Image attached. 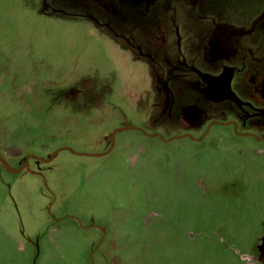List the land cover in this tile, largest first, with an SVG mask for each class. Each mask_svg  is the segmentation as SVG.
I'll use <instances>...</instances> for the list:
<instances>
[{"label":"rangeland","instance_id":"374dc122","mask_svg":"<svg viewBox=\"0 0 264 264\" xmlns=\"http://www.w3.org/2000/svg\"><path fill=\"white\" fill-rule=\"evenodd\" d=\"M257 109L264 0H0V155L71 148L0 162V264H264Z\"/></svg>","mask_w":264,"mask_h":264},{"label":"flooded vegetation","instance_id":"af4514ba","mask_svg":"<svg viewBox=\"0 0 264 264\" xmlns=\"http://www.w3.org/2000/svg\"><path fill=\"white\" fill-rule=\"evenodd\" d=\"M216 26H217V28L220 30L221 29V31L223 30L224 31V33L226 32V34L225 35H222V34H215L216 33ZM223 33V34H224ZM218 35V36H217ZM233 36H235V33L233 32V28L230 26V25H227V24H215V27H214V33H213V35H212V38H211V40L214 38V40L216 39V41H211V44H210V47H211V50H212V53H213V44L212 43H221L222 44V46L224 45V44H226V42H227V37H233ZM223 40V41H222ZM225 46V45H224ZM223 46V47H224ZM225 49L224 50H228V48H226V47H224ZM237 52V51H236ZM236 52H234L235 54L232 56V57H229L230 58V61L232 60V59H234L235 60V58H237V57H240V55H239V53H236ZM222 54V53H221ZM223 55V54H222ZM216 57V59H218V60H220L221 59V57L220 56H215ZM234 60L233 61H231V62H234ZM227 61V60H226ZM237 61V60H236ZM228 64L230 65V63L228 62ZM229 65H223L220 69L221 70H224L225 68H227V67H230V69H236L235 67L236 66H234V67H231V66H229ZM231 65H234L233 63H231ZM222 88H225V87H223L222 86ZM225 91V90H224ZM258 110V112H260V114L262 115V116H264V109H257ZM216 120H213V121H211L210 122V124L212 123V122H214V123H212V125L213 124H222V125H228V124H234V129H235V131H237V128H238V123L236 122V121H227V122H222V123H217V122H215ZM209 124V125H210ZM238 135H240V134H238ZM240 136H253V134L252 133H250V132H247V133H242V135H240ZM264 138V137H263ZM263 138H259V139H263Z\"/></svg>","mask_w":264,"mask_h":264},{"label":"water","instance_id":"95a60500","mask_svg":"<svg viewBox=\"0 0 264 264\" xmlns=\"http://www.w3.org/2000/svg\"><path fill=\"white\" fill-rule=\"evenodd\" d=\"M215 122H217V123H222V122H219V121H215ZM126 129H137V130H141V131H143V129L140 128V127L133 126V125H125V126H123V127L117 128V129L114 131V133H113V141H114V138H115V133H116V131H118V130H126ZM153 135H158V134H153ZM177 137H181V136H175L174 138H177ZM65 149H69V150H71V148L68 147V146L60 147V148L56 149V150L53 152V154L51 155V157L48 158V159H43V158H39V157H37V156H35V155H30V156L27 157L25 164H24L23 166L19 167V168H14V167H12V166L7 162V160H6L3 156H1V155H0V162H1V163L7 168V170H9L10 172H12V173H18V172L22 171L23 169H27V168L29 167L28 164H29V158H30V157H36L37 159H40V160H42V161L49 162V161H51V159L53 158V155L55 154V152L60 151V150H65ZM74 152H75V151H74ZM76 153L79 154V155H102V154H105L106 152L101 153V154H87V153H82V152H76Z\"/></svg>","mask_w":264,"mask_h":264}]
</instances>
